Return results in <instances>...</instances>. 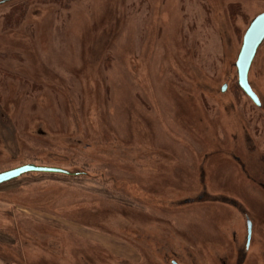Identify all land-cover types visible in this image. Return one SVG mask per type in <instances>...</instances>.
<instances>
[{
    "label": "rangeland",
    "instance_id": "obj_1",
    "mask_svg": "<svg viewBox=\"0 0 264 264\" xmlns=\"http://www.w3.org/2000/svg\"><path fill=\"white\" fill-rule=\"evenodd\" d=\"M4 1L0 173L78 175L0 185V264H153L100 223L125 200L166 237L154 257L264 264V42L248 76L261 107L234 67L264 0Z\"/></svg>",
    "mask_w": 264,
    "mask_h": 264
},
{
    "label": "water",
    "instance_id": "obj_2",
    "mask_svg": "<svg viewBox=\"0 0 264 264\" xmlns=\"http://www.w3.org/2000/svg\"><path fill=\"white\" fill-rule=\"evenodd\" d=\"M5 1H0V4ZM264 42V12L256 16L245 30L234 67L237 75V85L244 95L257 107H261L258 96L252 90L248 76L258 49ZM227 85L220 89L221 93L226 91ZM27 173H53L68 174L67 171L58 168L38 167L35 165H24L19 168L0 173V185L8 183ZM251 224L248 223L247 237L250 238Z\"/></svg>",
    "mask_w": 264,
    "mask_h": 264
},
{
    "label": "flooded vegetation",
    "instance_id": "obj_3",
    "mask_svg": "<svg viewBox=\"0 0 264 264\" xmlns=\"http://www.w3.org/2000/svg\"><path fill=\"white\" fill-rule=\"evenodd\" d=\"M185 201H188V202H192V200L191 199H185ZM120 204H122V205H129L130 206V208H129V210H131V213L130 212H128L127 214H120L119 212H116V213H114V214H112V217L111 218H108V219H105V220H102V221H100V223L101 224H103V221L105 222V225H107L106 227L107 228H109V231H111L112 232V230H113V228H114V230L113 231H115L116 232V234H119V235H117V238H118V236H120L123 240H125L126 242H128V243H135L136 245H138L139 247H141L142 248V250H143V252H144V254H145V257L147 256V259L150 261V262H152L153 264L155 263V264H185L184 262H183V260H181V257L180 256H178L177 257V254L176 253H174L173 254V256H167V255H165L166 253H168L167 251H164L165 252V254H164V256H163V259L161 260V259H159V258H157V257H154L152 254H151V249H150V247H151V245L152 244H154V245H159L161 248H165V246H166V243H165V240H166V237L164 236L159 242H156V240H154V237H151V235L149 234V232L148 231H152V227H150L149 226V228H147L146 230L145 229H141L139 226L138 227H136V225L134 224V222L133 221H135V216H134V214H133V212H132V209H133V207L131 206V202H129V201H120L119 202ZM129 203V204H128ZM119 205V204H118ZM239 208V207H238ZM239 210L241 211V208H239ZM243 211V210H242ZM127 217V218H126ZM97 230H101V229H97ZM148 230V231H147ZM139 232V231H145V233H146V235H145V237L142 235V237H144L145 238V240H144V243L143 244H140V241L139 240H137V242L135 241V236H138L139 237V235H136V232ZM147 231V232H146ZM101 232L102 233H107V231H103V230H101ZM109 234V233H108ZM111 235V234H110ZM174 236H171V238L173 239H175L176 240V242H177V244L178 245H180L179 243H178V241H177V239H179V240H182L181 238H179V236L177 235L176 236V233L175 234H173ZM115 237H116V235H115ZM235 238V237H234ZM138 239V238H137ZM125 242V243H126ZM127 243V245H129ZM164 243H165V245H164ZM167 245H169L168 243H167ZM103 246V245H102ZM104 247V246H103ZM131 247H132V245H131ZM134 248V247H133ZM184 248H186V251L188 252V250L189 251H192V252H194L195 253V251H194V249L196 250V248H195V246L194 245H185V247ZM227 248H229L230 249V247L228 246ZM136 249V248H135ZM229 254H230V250H229ZM238 254H239V252H238ZM225 255H226V252H224L223 254H222V256H224L225 257ZM228 256V255H227ZM239 256V255H238ZM238 256H236L235 257V259H234V261L236 260V264H244V262H245V260H243V259H245L244 258V256L243 255H241V253H240V256H239V259H238V261H237V257ZM118 258H119V256H118ZM188 258H191V255H188ZM118 260H120L123 264H133V263H131V262H129V261H127V260H125V259H118ZM118 260H117V262L116 263H118ZM189 261H190V263L189 264H195L196 262L194 261V260H190L189 259ZM217 264H228V262L227 261H224V260H219L218 259V262H216Z\"/></svg>",
    "mask_w": 264,
    "mask_h": 264
},
{
    "label": "trees",
    "instance_id": "obj_4",
    "mask_svg": "<svg viewBox=\"0 0 264 264\" xmlns=\"http://www.w3.org/2000/svg\"><path fill=\"white\" fill-rule=\"evenodd\" d=\"M10 1H19V0H10ZM58 1H61V0H48L47 2H51V3H55V2H58ZM66 1V4L68 5V1L69 0H65ZM46 2V3H47ZM29 3L30 4H32V3H34V0H32V1H30L29 0ZM29 3L28 2H25V5H23V7H22V13L24 14L25 12H26V7L29 5ZM45 3V2H44ZM65 4V5H66ZM231 9V8H230ZM231 11V10H230ZM234 10H232V12H233ZM236 88L237 89H240L239 87H238V85L236 84ZM241 91V90H240ZM242 92V91H241ZM243 93V92H242ZM244 94V93H243ZM66 175H71L72 177H76L78 174L77 173H71V172H68V174H66ZM228 195V194H227ZM227 195H225V194H222V195H220V196H227ZM185 199H190L189 198V196H186V195H184V196H182L181 198H180V205L181 206H189V205H191V201L190 202H188V201H185ZM235 199V201H233L232 203L234 204V206L233 205H231V207L237 212V210L235 209V208H237V207H239V208H241L242 210H244V205H243V203L241 202V200L239 199V198H234ZM130 202V201H129ZM193 202V201H192ZM129 204V203H128ZM131 206L133 207V208H136L137 210H140V211H143L142 212V215L140 216V213L139 214H137V213H135L134 212V210H132V212H133V214H134V216H135V221H133L134 222V224L136 225V227H140L141 229H147V228H149V226H150V223H148V222H146L145 221V217H146V213H148V209L146 208V207H143L142 205H140V206H138V205H136L133 201H131ZM130 208V206L128 205L127 207L125 206L124 207V209H126V210H120V214H127L128 212H130L131 213V210H129V208ZM239 208H238V210H239ZM127 210H129V211H127ZM242 210L240 211V212H242ZM118 210H116V212H117ZM127 211V212H126ZM113 211H111L110 213H102L103 215L104 214H109V218H111L112 217V214H114V213H116V212H114V213H112ZM101 214V215H102ZM106 216V215H105ZM127 218V217H126ZM106 219V218H105ZM101 221L103 220L102 218L100 219ZM150 227H152V231H148L149 232V234L151 235V237H153L152 236V233H153V230L155 229V228H157L156 227V225L155 226H150ZM146 231V232H147ZM172 236H173V234H172ZM180 237V236H179ZM226 236L225 235H223V234H221L220 236H218L217 235V237H215V238H213L212 237V239H214V240H212L213 242H219L218 240H222V242H224V244L223 245H220V246H229L230 247V245H227V244H225L227 241H226ZM181 239L182 240H179V239H177V241H178V243L179 244H181V245H183L184 247H185V245H192V243H188V242H186V240L184 239V238H182L181 237ZM229 240V239H228ZM140 241V240H139ZM185 241V242H184ZM209 242V241H208ZM221 242V243H222ZM209 243H211V242H209ZM134 248H136V250L142 255V257L143 258H145L144 256H145V254H144V252H143V250H142V248L141 247H139L138 245H136L135 243H130ZM216 245H218V243H216ZM195 253H197L196 251H195ZM239 256H240V253L238 254ZM242 255V254H241ZM238 256V257H239ZM243 260H245V259H243ZM149 261V260H148ZM150 262V261H149Z\"/></svg>",
    "mask_w": 264,
    "mask_h": 264
},
{
    "label": "crops",
    "instance_id": "obj_5",
    "mask_svg": "<svg viewBox=\"0 0 264 264\" xmlns=\"http://www.w3.org/2000/svg\"><path fill=\"white\" fill-rule=\"evenodd\" d=\"M2 263V262H1ZM3 264V263H2Z\"/></svg>",
    "mask_w": 264,
    "mask_h": 264
}]
</instances>
